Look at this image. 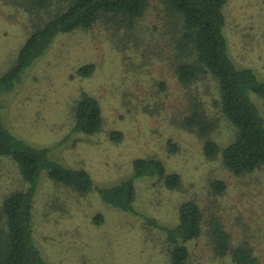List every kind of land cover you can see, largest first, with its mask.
<instances>
[{"label": "rangeland", "instance_id": "374dc122", "mask_svg": "<svg viewBox=\"0 0 264 264\" xmlns=\"http://www.w3.org/2000/svg\"><path fill=\"white\" fill-rule=\"evenodd\" d=\"M20 1L26 2L0 0V73L15 60L28 34L29 22L18 5ZM225 12L229 55L237 66L252 68L264 82V0H228ZM152 16L148 15L146 21L153 20ZM139 29L122 39L108 24L98 22L90 29L58 34L24 71L17 85L2 95V124L31 145L48 147L51 159L88 170L101 186L128 178L134 157L157 155L169 170L181 173L183 187L164 191L159 185L153 186L155 176L138 177L134 181L138 194L135 205L139 212L163 224L175 219V210L183 200L193 198L203 206L211 202L207 195L210 181L223 179L226 192L219 214L232 232L234 244L247 238L258 263L264 264V167L236 176L218 158L204 154L201 140L193 131L177 125L178 108L186 100L179 81L166 70V54L161 52H170L173 44H167L166 36L151 44L146 36V29L151 27L145 21ZM89 62L95 65L91 75H80L77 69ZM205 80L210 86L204 87ZM199 89L205 91L199 92V98L212 107L210 114L217 115L214 79L202 78ZM157 91L162 92L159 98L164 110L155 105ZM84 93L100 102L103 129L94 135H69L71 107ZM250 96L264 116V96ZM146 105L152 107L154 115L145 111ZM216 129L213 137L227 144L231 128L226 121H219ZM111 130H121L123 139L110 140ZM170 139L178 145V152L170 150ZM16 171L7 160H0V196L18 185ZM44 174L46 170L41 176ZM97 212L104 215L100 224L92 220ZM32 219L34 241L47 264L167 261L160 230L146 226L144 216L108 205L95 192L76 194L52 184L47 177L39 184ZM209 242L205 235L190 242L191 264H234L230 256L215 257Z\"/></svg>", "mask_w": 264, "mask_h": 264}, {"label": "trees", "instance_id": "16d2710c", "mask_svg": "<svg viewBox=\"0 0 264 264\" xmlns=\"http://www.w3.org/2000/svg\"><path fill=\"white\" fill-rule=\"evenodd\" d=\"M227 1H20L18 5L24 9L29 22L28 34L15 60L0 73V100L4 93L17 85L24 71L44 54L58 34L90 29L101 22L119 32L123 39L133 32H140L142 21H145L151 27L149 31L146 29L151 44H157L162 36L167 37L169 46L173 44L170 52H161L166 54L163 59L166 70H170L179 81L186 100L178 108L180 118L177 125L196 134L208 158H218L223 167L236 176L251 174L264 167V116L250 93L264 96V82L257 78L252 68L237 66L229 55L224 31ZM148 15H153L154 19L147 22ZM94 68V63L89 62L81 65L77 72L88 76ZM202 78L216 82L214 103L217 115L210 114L212 107L199 98V92H205L199 89ZM202 84L210 86L206 80ZM161 93L157 91L154 95L159 98ZM163 104L160 98L155 102L161 109ZM145 111L154 115L148 105ZM71 117L69 135L97 134L105 122L100 102L86 93L73 103ZM222 119L231 128L227 144H220L213 137ZM123 136L121 130L109 132V138L114 142H120ZM168 143L172 153L178 152L179 147L173 140ZM48 152L46 146L36 147L15 136L4 127L0 116V160H7L11 167L14 166L19 180L18 185L14 184L0 196V264H47L34 241L32 219L39 184L44 177L79 195L95 192L108 205L144 216L146 226H153L161 232V243L166 246V264H191L189 244L201 235L210 241L215 257L230 256L234 264H259L249 240L245 238L234 244L232 232L219 214L222 195L226 192L223 179L210 181L207 195L211 202L203 206L193 198L183 200L175 210V219L163 224L156 217L139 212L135 205L138 194L134 181L138 177L155 176L153 186L159 185L164 191H178L183 187L181 173L169 170L157 155L134 157L133 172L128 178L111 186H101L94 182L88 170L66 166L51 159ZM44 170L47 175L41 176ZM2 177L0 174V179ZM103 219L101 212L92 217L96 224L102 223Z\"/></svg>", "mask_w": 264, "mask_h": 264}]
</instances>
